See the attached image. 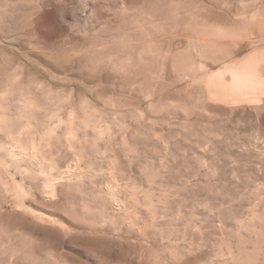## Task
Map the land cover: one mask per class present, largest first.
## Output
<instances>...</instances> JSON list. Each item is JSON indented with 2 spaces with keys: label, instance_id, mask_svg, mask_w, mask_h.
Here are the masks:
<instances>
[{
  "label": "rangeland",
  "instance_id": "rangeland-1",
  "mask_svg": "<svg viewBox=\"0 0 264 264\" xmlns=\"http://www.w3.org/2000/svg\"><path fill=\"white\" fill-rule=\"evenodd\" d=\"M0 264H264V0H0Z\"/></svg>",
  "mask_w": 264,
  "mask_h": 264
}]
</instances>
